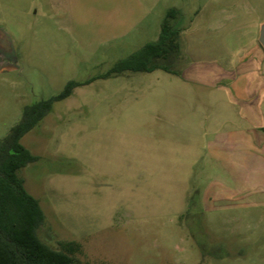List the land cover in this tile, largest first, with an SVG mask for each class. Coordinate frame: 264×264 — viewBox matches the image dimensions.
Returning <instances> with one entry per match:
<instances>
[{"label":"rangeland","instance_id":"rangeland-1","mask_svg":"<svg viewBox=\"0 0 264 264\" xmlns=\"http://www.w3.org/2000/svg\"><path fill=\"white\" fill-rule=\"evenodd\" d=\"M141 3L124 4L120 36L117 0L58 14L0 0V139L25 106L103 76L179 13V75L96 79L22 139L39 158L19 172L45 215L38 235L77 244L83 264H264V160L243 151L236 118L264 96V0Z\"/></svg>","mask_w":264,"mask_h":264},{"label":"trees","instance_id":"trees-1","mask_svg":"<svg viewBox=\"0 0 264 264\" xmlns=\"http://www.w3.org/2000/svg\"><path fill=\"white\" fill-rule=\"evenodd\" d=\"M178 15L176 9L169 10L158 40L118 61L103 76L85 83L71 80L60 94L25 106L18 124L0 139V264H83L76 255L77 244L61 242L58 248H52L38 235L45 215L40 202L27 191L19 172L39 158L22 144V139L47 117L55 102L69 98L74 89L96 79L158 70L179 75L174 67L181 56L180 30L168 21H176Z\"/></svg>","mask_w":264,"mask_h":264},{"label":"crops","instance_id":"crops-1","mask_svg":"<svg viewBox=\"0 0 264 264\" xmlns=\"http://www.w3.org/2000/svg\"><path fill=\"white\" fill-rule=\"evenodd\" d=\"M48 2H49V7L51 8V12H56L58 14L59 12L61 13V11L66 12L68 8H70V6L72 5L71 3H73V0H48ZM128 3H135L134 7L138 9L142 7L141 0H117V25H118L117 31L120 30L118 33H121V27H119V25H126L127 22L132 20L131 17L130 19L122 18L123 8L127 7V6H124V4H128ZM133 13H136V9H132V13L130 14V16ZM35 14L37 15L38 11H36ZM119 35L121 36L122 33ZM152 42H155V41H152ZM262 98H264V96H259L256 102H254V100H251V101L249 100L245 102V104H243L242 106L241 112L238 113V116L236 117L237 119H240L243 121V129L241 130V140H240L242 143L243 151H246L247 153H249L250 151H257L259 154V156L257 157H258V160L260 161L264 160V123L262 122L264 120V114L261 113V99ZM229 136L230 135L226 137L227 141L226 140L225 141H226V144H228L229 147L232 148L234 141H233V137L231 138ZM217 146H218V143H217Z\"/></svg>","mask_w":264,"mask_h":264},{"label":"water","instance_id":"water-1","mask_svg":"<svg viewBox=\"0 0 264 264\" xmlns=\"http://www.w3.org/2000/svg\"><path fill=\"white\" fill-rule=\"evenodd\" d=\"M259 43L261 45V47L264 50V23L260 25V31H259Z\"/></svg>","mask_w":264,"mask_h":264}]
</instances>
